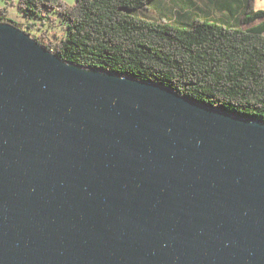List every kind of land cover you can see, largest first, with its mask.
Here are the masks:
<instances>
[{"label": "water", "instance_id": "95a60500", "mask_svg": "<svg viewBox=\"0 0 264 264\" xmlns=\"http://www.w3.org/2000/svg\"><path fill=\"white\" fill-rule=\"evenodd\" d=\"M0 264H264V124L0 23Z\"/></svg>", "mask_w": 264, "mask_h": 264}, {"label": "trees", "instance_id": "16d2710c", "mask_svg": "<svg viewBox=\"0 0 264 264\" xmlns=\"http://www.w3.org/2000/svg\"><path fill=\"white\" fill-rule=\"evenodd\" d=\"M153 0H18L27 25L9 19L65 63L155 83L186 99L264 124V11L243 0L237 28L196 19L189 28L128 11ZM31 17H35L31 21ZM60 22L64 36L44 30ZM41 31L36 36L31 31Z\"/></svg>", "mask_w": 264, "mask_h": 264}, {"label": "rangeland", "instance_id": "374dc122", "mask_svg": "<svg viewBox=\"0 0 264 264\" xmlns=\"http://www.w3.org/2000/svg\"><path fill=\"white\" fill-rule=\"evenodd\" d=\"M61 1L68 7L74 6L77 2V0ZM17 6L18 0H0V12L5 10L9 19L26 26V17ZM255 8L264 11V0H255ZM127 13L157 22L164 21L177 28H189L196 19L237 28L238 18L244 13V2L243 0H153L148 4L147 10H133ZM34 20L35 17H31V21ZM44 30L50 39L64 36L60 22L50 23ZM31 32L36 36L41 34V31Z\"/></svg>", "mask_w": 264, "mask_h": 264}]
</instances>
